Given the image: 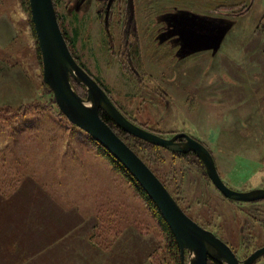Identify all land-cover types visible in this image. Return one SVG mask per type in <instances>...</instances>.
I'll return each instance as SVG.
<instances>
[{
  "label": "rangeland",
  "instance_id": "374dc122",
  "mask_svg": "<svg viewBox=\"0 0 264 264\" xmlns=\"http://www.w3.org/2000/svg\"><path fill=\"white\" fill-rule=\"evenodd\" d=\"M27 4L0 0V264H68L74 244L85 264H188L125 173L59 111ZM54 6L69 52L127 120L201 142L232 190H264V0ZM123 138L239 262L264 246V199L232 202L195 153Z\"/></svg>",
  "mask_w": 264,
  "mask_h": 264
},
{
  "label": "water",
  "instance_id": "95a60500",
  "mask_svg": "<svg viewBox=\"0 0 264 264\" xmlns=\"http://www.w3.org/2000/svg\"><path fill=\"white\" fill-rule=\"evenodd\" d=\"M28 7L42 58L43 82L52 92L59 111L68 122L82 130L113 157L136 181L174 236L182 259L184 254L188 253L190 259L188 264H207L209 260L220 264H253L263 257L264 246L251 253L242 263L239 262L229 246L190 219L142 158L101 119L100 111L105 113L123 133L130 134L140 141L176 154L195 153L205 164L206 175L211 184L224 198L234 202H256L264 199V190L249 192L232 190L224 185L218 176L210 153L201 143L185 134H179L173 139L162 138L127 120L115 108L105 91L77 64L69 52L56 18L53 1L28 0ZM71 79L86 87V99L76 94ZM177 139H184L186 143L181 144Z\"/></svg>",
  "mask_w": 264,
  "mask_h": 264
},
{
  "label": "trees",
  "instance_id": "16d2710c",
  "mask_svg": "<svg viewBox=\"0 0 264 264\" xmlns=\"http://www.w3.org/2000/svg\"><path fill=\"white\" fill-rule=\"evenodd\" d=\"M28 1V0H27ZM53 1V6H54V1H57V0H52ZM28 6V4H27ZM28 12H29V8H28ZM58 19V18H57ZM59 24V22H58ZM64 37V36H63ZM65 40V38H64ZM45 84V83H44ZM46 85V84H45ZM100 117L101 119L106 122L110 127L111 129L116 133L118 134V136L123 140V142L125 141L123 136H131L130 134L127 135L125 133H123L122 131H120L118 128L115 127V124L113 123V121H111L108 116L103 113L102 111H100ZM133 137V136H132ZM135 138V137H134ZM126 144V142H124ZM99 146V145H98ZM100 148V146H99ZM105 157H108V159L110 160V163L111 165L114 166V168H116V170H119L123 173H125L127 179H129V182L133 185V187L135 188V191H138L142 197H144L145 201L148 203L149 205V209L151 210V212L154 214V217L159 219V225L161 227V232L164 234V236L166 237V240L168 241V244H169V248H170V251H171V254H172V258H175L178 256L179 254V248H177V245H176V242H175V239H174V236H172L169 228L167 227V225L164 224L160 214H158L156 208L154 207L153 203L150 202V200L148 199V197L146 196V194L144 193V191H142L139 187V185L136 183V181L127 174V172L125 171L124 168L121 167V165L115 161V159L113 157H111L107 152H105ZM166 241V242H167ZM208 264H220V263H215L213 262L212 260H209L208 261Z\"/></svg>",
  "mask_w": 264,
  "mask_h": 264
},
{
  "label": "crops",
  "instance_id": "0c3cea01",
  "mask_svg": "<svg viewBox=\"0 0 264 264\" xmlns=\"http://www.w3.org/2000/svg\"><path fill=\"white\" fill-rule=\"evenodd\" d=\"M82 247H79L77 244L71 245L69 249L67 248V253H73L74 257L71 261H68V264H85L82 257ZM81 256V257H80Z\"/></svg>",
  "mask_w": 264,
  "mask_h": 264
},
{
  "label": "flooded vegetation",
  "instance_id": "af4514ba",
  "mask_svg": "<svg viewBox=\"0 0 264 264\" xmlns=\"http://www.w3.org/2000/svg\"><path fill=\"white\" fill-rule=\"evenodd\" d=\"M184 139H177V142H179L180 143V141H183ZM196 141V140H195ZM199 143H201V142H199ZM202 144V143H201ZM203 145V144H202ZM174 154H176V153H174ZM179 154V153H178ZM233 202V201H232ZM238 202V201H237ZM236 202V203H237ZM257 202V201H256ZM240 203H243V202H240ZM249 203H251V202H249ZM212 233V232H211ZM263 248V247H262ZM256 251V250H255ZM264 256V255H263ZM259 260V259H258ZM255 263V262H254ZM253 263V264H254Z\"/></svg>",
  "mask_w": 264,
  "mask_h": 264
},
{
  "label": "bare ground",
  "instance_id": "6f19581e",
  "mask_svg": "<svg viewBox=\"0 0 264 264\" xmlns=\"http://www.w3.org/2000/svg\"><path fill=\"white\" fill-rule=\"evenodd\" d=\"M193 258H194V255H192V257H191L192 261H193Z\"/></svg>",
  "mask_w": 264,
  "mask_h": 264
}]
</instances>
